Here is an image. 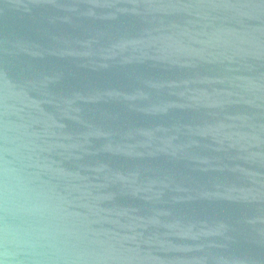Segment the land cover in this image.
I'll return each instance as SVG.
<instances>
[{
  "label": "water",
  "instance_id": "1",
  "mask_svg": "<svg viewBox=\"0 0 264 264\" xmlns=\"http://www.w3.org/2000/svg\"><path fill=\"white\" fill-rule=\"evenodd\" d=\"M0 264H264V0H0Z\"/></svg>",
  "mask_w": 264,
  "mask_h": 264
}]
</instances>
